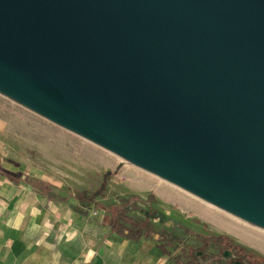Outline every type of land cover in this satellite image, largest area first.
I'll return each instance as SVG.
<instances>
[{"label": "water", "instance_id": "water-1", "mask_svg": "<svg viewBox=\"0 0 264 264\" xmlns=\"http://www.w3.org/2000/svg\"><path fill=\"white\" fill-rule=\"evenodd\" d=\"M0 95L264 232V0H0Z\"/></svg>", "mask_w": 264, "mask_h": 264}, {"label": "crops", "instance_id": "crops-1", "mask_svg": "<svg viewBox=\"0 0 264 264\" xmlns=\"http://www.w3.org/2000/svg\"><path fill=\"white\" fill-rule=\"evenodd\" d=\"M9 115L0 107V264H175L164 247L165 240L155 234L161 230L160 219L151 222L153 234L131 237L113 228V219L121 215L120 206L128 203L121 199L137 194L129 192L114 200L109 194L92 199L90 188L85 186L90 179L85 166L75 171L68 159L58 158L57 151H51L47 160L38 157L37 170L29 155V150L36 148L17 151L12 145L18 140L9 137ZM67 133L73 142L82 139ZM47 140L51 148L58 146L53 138ZM40 146L38 141V155L42 153ZM63 150L67 154L72 146ZM53 171L60 174L52 175ZM127 183L133 191V179ZM154 207L171 217L164 205ZM139 215L131 208L125 213L139 223L147 221L138 220ZM176 219L186 225L180 216ZM125 226L132 227L131 223Z\"/></svg>", "mask_w": 264, "mask_h": 264}, {"label": "rangeland", "instance_id": "rangeland-1", "mask_svg": "<svg viewBox=\"0 0 264 264\" xmlns=\"http://www.w3.org/2000/svg\"><path fill=\"white\" fill-rule=\"evenodd\" d=\"M0 107L10 114L8 116L10 134H8L11 135L9 136L11 139L17 138L18 140L12 142L15 149L21 151L23 148L25 150L33 148V146L36 148L35 151L28 150L30 158L35 161L37 170L38 157H44L47 160L51 156V151H57L58 158L60 155L61 160L68 159L69 165H73L75 171H80L81 166L83 168L85 166L86 171L90 174L89 185L86 183L85 186L90 188L91 195L88 196L92 199H97L98 196H107L106 194L113 196L112 200L119 199L118 196L128 195L129 192L137 194L130 199H121L122 203L128 201V203H124L126 206H120L121 214L125 216L127 209L131 208L139 211L138 220H147L143 223L132 220L138 224L137 226L131 224L132 230L138 235L153 234L154 225L151 226V222L154 224V219H160L161 230L155 234L165 240L163 241L164 247L168 248L166 250L173 257L175 264H264L263 231L204 203L139 168L123 163L116 156L86 140L75 139L76 141L73 142L69 137L72 135H69L68 131L51 125V122L1 95ZM49 137L53 138L58 146L54 145L51 148L47 140ZM38 141L40 145H43L39 147L41 155H38ZM66 146H72V150L67 154L63 150ZM84 157L89 160V163L85 162L86 160L82 163ZM59 172L64 171L60 169ZM59 172L50 173L58 176ZM129 177L133 179V191L128 190ZM61 180L58 179L59 182ZM74 183L76 184V182ZM154 204L164 205L170 211L171 217H167V211L162 213L155 210ZM179 216L186 224L185 226L181 225V220L176 219ZM218 236L227 238L235 248L227 249L214 243L208 245L203 243V240H210Z\"/></svg>", "mask_w": 264, "mask_h": 264}, {"label": "trees", "instance_id": "trees-1", "mask_svg": "<svg viewBox=\"0 0 264 264\" xmlns=\"http://www.w3.org/2000/svg\"><path fill=\"white\" fill-rule=\"evenodd\" d=\"M123 222V225L120 224V222ZM127 223H131L133 226H137L138 224L134 223L131 219L127 218L126 216H124V214H121L119 216H117L116 218L113 219V228L119 232L120 234H125L127 233L129 236L131 237H136L134 231L132 230V228H127L125 226V224ZM204 244H209V243H214L218 246L221 247H225L227 249H232L233 247L235 248V246H233V244L225 237H213L210 240H203Z\"/></svg>", "mask_w": 264, "mask_h": 264}]
</instances>
